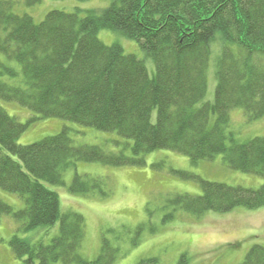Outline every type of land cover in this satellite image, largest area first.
Listing matches in <instances>:
<instances>
[{
  "label": "trees",
  "instance_id": "obj_1",
  "mask_svg": "<svg viewBox=\"0 0 264 264\" xmlns=\"http://www.w3.org/2000/svg\"><path fill=\"white\" fill-rule=\"evenodd\" d=\"M13 6L0 0V102L32 116L22 124L0 105V189L17 195L23 206L14 210L0 199V216H11L22 233L59 224L48 244L13 235L9 246L19 264L116 262L118 250L105 236L95 260L79 254L83 217L62 213L49 188L63 186V173L77 163L142 167L146 154L168 150L194 164L222 155L228 168L264 179V137L239 142L227 130L234 109H242L250 122L264 116V0H111L83 15L51 11L41 22L16 14ZM102 29L133 40L153 71L120 45L100 41ZM212 57L213 100L204 102ZM50 118L114 132L124 141L122 150L77 145L66 127L18 144L31 122ZM170 172L201 187L199 196L171 201L186 212L264 208V184L234 187ZM94 189L107 195L99 179L76 174L68 191L86 195ZM262 244H254L240 264H264ZM177 264H189L188 258L181 256Z\"/></svg>",
  "mask_w": 264,
  "mask_h": 264
},
{
  "label": "rangeland",
  "instance_id": "obj_2",
  "mask_svg": "<svg viewBox=\"0 0 264 264\" xmlns=\"http://www.w3.org/2000/svg\"><path fill=\"white\" fill-rule=\"evenodd\" d=\"M11 1L14 2L13 11L16 14H26L35 22H41L51 11H77L83 15L89 10L104 9L111 2L40 0L27 6V0ZM98 38L106 45L116 43L126 54L144 59L138 45L121 33L102 29L98 32ZM144 60L151 73V61ZM213 60L215 62L212 57L204 102L213 100ZM0 105L22 124L32 116L15 104L0 102ZM64 127L70 130V136L77 145L99 146L110 152L122 150L124 141L114 132H101L55 118L31 122L18 144L37 142L58 134ZM227 130L239 142L264 137V116L250 122L242 109H234L230 112ZM114 141L120 142V145L116 146ZM145 162L146 165L142 167H111L80 162L63 173V186H49L59 197L62 213L72 212L83 217L84 238L78 252L84 259L93 261L99 256L103 236L118 250L114 264H136L145 258H155L157 264H177L183 255L188 258L189 264H240L254 244L264 245V208H237L228 213L205 212L202 215L186 212L171 201L178 195L199 196L201 187L198 182L180 178L170 171L186 172L205 181L251 189L264 184L262 177L228 168L222 155L194 164L184 155L156 150L145 155ZM76 174L90 180L99 179L100 187L107 195L101 196L99 189L86 195L71 194L68 189ZM0 199L14 210L23 207L17 195L1 189ZM58 233V223L49 228L22 233L11 216H0V264H19L9 246L13 235L48 244Z\"/></svg>",
  "mask_w": 264,
  "mask_h": 264
}]
</instances>
